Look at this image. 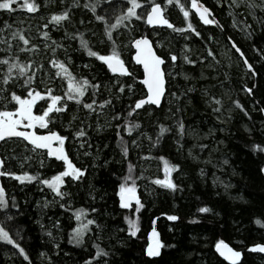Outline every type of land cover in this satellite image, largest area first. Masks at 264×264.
<instances>
[{"label":"snow or ice","instance_id":"1","mask_svg":"<svg viewBox=\"0 0 264 264\" xmlns=\"http://www.w3.org/2000/svg\"><path fill=\"white\" fill-rule=\"evenodd\" d=\"M221 2L222 0H216L217 4ZM225 2L233 17V27L239 28L247 39L251 40L256 31L253 23L249 22V17L260 29H264V0ZM47 3L48 0H0V13L23 12L28 17L27 26H24L23 19L14 23L4 20L0 26V146L19 144L24 152L20 155L14 149H6V153L0 154V177L14 180L18 185H31L34 182L41 191L51 193V200L45 198L42 202L37 201V204L42 209L58 206L66 211L69 216V244L82 247L90 242V251L81 264H120L116 259L119 250L115 245L103 244L101 241L105 240L106 233H111L116 244L123 247L140 238V214L146 205L138 192L141 188L138 181L144 182L148 191L153 186L173 193L183 190L176 179V176L183 173V165L173 162L166 155H153L151 150L144 151V140L149 142L150 148L159 151L165 135L173 134L175 129V144L178 151L182 152L184 137L197 136L196 130L186 125L179 115L185 111L180 106L181 96L187 97L195 88L189 86L179 93L169 90L172 68L179 60L177 54L173 51H169L166 56L158 54L157 43L161 47L165 45L147 35H129L127 43L123 42L121 36L123 33H134L133 21L147 24L157 32L158 37L159 30L166 27L185 40L193 33L196 37L201 36V32L191 22L192 16L198 17L203 25H216L222 30L224 25L220 24L213 15V10L203 0H121L119 4L117 0H55L54 7L46 15H39ZM171 9H178L182 14L183 27L171 21ZM77 13H80L78 18ZM33 15L39 16L35 25L31 23ZM53 31L61 33L58 39L53 37ZM226 44L233 55L237 56L238 67L242 71L239 90L254 99L257 83L250 86L243 81H254L264 74L260 70L264 64H255V58H250L243 45L231 35L226 37ZM124 48L133 50L131 61L142 67L141 75H137L123 58ZM188 49L189 45L185 43L181 54L189 65L206 63L209 68L215 69L220 64L212 47H208L206 55L199 56V60L191 59L185 51ZM251 50L259 61L264 62V45L252 43ZM77 60L80 63H76ZM94 68H99L108 75H100ZM183 75L186 80L189 79L187 73ZM200 75L204 77L203 71ZM224 76L225 79H230L228 72ZM220 86L223 87V84ZM201 91L206 97L204 103L211 108L217 121H230L232 107L251 120L249 110L240 99L229 97L231 103L226 109L223 96L211 93L207 87ZM165 98L175 104V111L168 109L172 126L154 121L152 134H149L138 117L151 116L154 111L161 109ZM259 103L254 100V104ZM73 105L75 112L65 121L64 117L72 110ZM257 111L264 113V106ZM93 117V122L86 123ZM78 119L79 124L74 126L73 121ZM93 123L94 131L99 133L110 128L118 141L116 147L121 157L122 173L119 181L113 184L112 210L108 209L105 193L98 191L93 183L88 184L87 197L90 202L87 206H76L75 194L71 190L73 187H81L89 172L87 165L78 166L74 162L71 157L72 146H76L78 155L81 149H86L83 155L91 157L93 164L100 158L101 146L95 145V152L92 151L93 144L88 132V129H93ZM58 127L68 131V134H62L57 130ZM244 128L250 137V154L258 158L256 173L264 177V121H261L259 129L250 128L247 124ZM215 131L216 129H211L206 135ZM220 131L224 129L220 128ZM256 132H259L260 139L255 138ZM67 141L72 143L66 146ZM103 147L107 148L109 145L104 144ZM137 149L139 151L134 162L132 152ZM199 149L206 151L207 145L201 143ZM188 156L199 159L191 148L188 149ZM153 159L158 162V172L162 175L146 176L140 169L146 161ZM13 161L19 164L20 170L8 167ZM205 163L211 164L212 159H206ZM33 164L37 166L36 169L29 170ZM222 164L228 165L229 160L224 159ZM108 165L109 160L105 159L100 167L106 168ZM49 168L58 170L47 175ZM41 169L45 172H41ZM111 175L115 176L116 173ZM200 175H205L204 169H200ZM213 184L223 186L225 192L232 187L231 181L225 182L219 177H214ZM232 198L244 199L239 195ZM98 202L104 203L100 207L94 206ZM13 209L16 211L13 212ZM133 209L132 212L127 211ZM21 210L16 197H9L6 186L0 183V250L7 249L5 255L12 264H15L14 258H18L20 264H34L30 251L22 244L20 233L23 229L16 221ZM201 214L219 215L214 213L212 207L202 204L189 218V222L198 224ZM160 215L170 222L181 220V216L176 213ZM117 216L121 219L113 230L108 221L115 222ZM157 219H152L153 225ZM49 220L51 229L46 228L39 220L37 223L51 239L52 248L58 256L61 251L58 237L63 238L61 232L64 225L59 218L50 217ZM72 221H75L74 226ZM252 223L264 230V210L252 217ZM117 233L124 235L118 236ZM212 248L215 254L223 258L221 264L224 261L227 264H245L249 254L254 253L264 258V235L256 237L252 242L241 241L235 247L224 238H217ZM165 250H169V254L179 251L177 244L166 243L153 226L147 232L141 253L150 264H161ZM193 254L183 253L186 256ZM39 257L44 264H55L51 250L40 251Z\"/></svg>","mask_w":264,"mask_h":264},{"label":"trees","instance_id":"2","mask_svg":"<svg viewBox=\"0 0 264 264\" xmlns=\"http://www.w3.org/2000/svg\"><path fill=\"white\" fill-rule=\"evenodd\" d=\"M203 2L213 10V15L224 25V29L218 28L216 25H203L196 17H191L193 26L201 32L200 37L195 34H190L185 40L181 35L172 33L166 27L159 30V37L151 35L152 28L148 27L143 22L133 21L134 33H123L121 39L127 43L129 35H148L154 41H162L165 46H156L158 53L166 56L169 51H173L179 57L178 63L172 68V78L169 83V90L172 92H181L186 90L189 86L195 88L194 92L188 93L187 97L181 96V107L185 109L179 115L182 116L186 125L195 129L197 136L188 135L184 137V149L178 151L175 144V129L173 134H166L161 141L162 147L157 151L150 148L149 142L145 139L143 142V150H151L153 155H166L173 162H179L183 165V173L176 176L177 182L182 185V191L168 192L159 187L153 186L151 191H148L144 182L141 183V188L138 189L142 201L146 207L141 209V231L138 233L139 239H134L129 242L127 246L116 244V239L111 233H106L105 240L101 241L103 244L115 245L119 250L116 259L120 264H150V262L142 255L141 249L146 242L147 232L153 226L161 233L162 239L166 243L177 244L179 251L171 252L165 250L164 260L161 264H221L223 261L217 254H215L212 244L215 239L224 238L232 246H237L241 241L252 242L256 237L264 235V230L259 229V226L252 223V217L258 215L261 210H264V177L256 173L258 158L251 155L248 144L250 137L244 128L247 124L250 128L259 129L261 121H264V113L257 111L259 107L264 106V74L256 80L245 79L243 82L257 83L256 95L253 98L248 97L239 89L241 87L242 71L238 67V59L233 55L232 51L227 48L226 37L231 35L236 41L243 45L247 55L253 59L257 65L264 64L259 61L256 54L251 50V44L255 43L257 46L264 45V29H260L259 25L255 24L251 17L249 22L253 23L256 31L251 40L247 39L239 28L233 27V17L229 14L230 10L227 7L225 0L221 4H217L216 0H203ZM55 0H48L45 7L39 15H46L54 7ZM121 3V0H117ZM239 11V10H237ZM80 13H77V18ZM171 21L183 27L182 14L178 9H171L169 12ZM24 20V26H27L28 17L23 12L10 14L7 12L0 13V26L4 20L9 23ZM39 20V16L33 15L31 23L35 25ZM34 35V32H33ZM54 38H59L61 33L53 31ZM214 37V39L210 38ZM119 42V41H118ZM189 45V49L185 50L191 59L199 60V56L206 55V49L212 47L216 53L220 64L215 68H209L206 63L198 65H189L182 59L181 49L184 44ZM159 44V43H158ZM131 49L124 48L122 55L126 62H128L137 75H141L139 66L131 62ZM23 58V57H22ZM211 61L209 60V63ZM76 63H80L79 60ZM231 65V67H229ZM171 67V66H170ZM261 72L264 73V67ZM94 71L99 72L100 75H108L99 68H94ZM201 71L204 77H201ZM228 72L230 79H225L224 73ZM184 73H187L189 79L184 78ZM195 77V79H193ZM219 81L220 83H217ZM139 85V81L137 82ZM223 84V87L220 85ZM207 87L209 91L217 96H223L225 108H229L231 99H240L241 103L249 110L251 120L244 116L238 109L232 107V118L226 123L217 121L215 115L212 113L205 103L206 97L203 96L201 89ZM259 101V104H254ZM172 108L175 111V104L170 103L168 98L162 102V108L154 111L151 116L142 115L138 117L145 125L146 131L152 134L154 127L153 122L159 121L172 126V118L168 114V109ZM75 112L73 105L64 120L67 121ZM82 118V117H81ZM92 120L86 123L93 122ZM103 122V118H101ZM59 124V121H57ZM74 126L79 124V119L73 121ZM223 128L224 131H220ZM211 129H216L215 132L209 133ZM62 134L67 135L68 131L57 128ZM89 136L93 144L92 151L95 152V145L101 146V154L99 160L93 164L91 157H85L83 152L86 149H81L80 154H77L75 145L71 149V157L77 165H87L89 172L87 178L82 182L81 187H73L71 190L75 194V204L80 206L83 204L87 206L90 202L87 197L88 184L96 185L98 191H103L107 197L106 203L109 210H112L113 205V184L118 182L122 173V165L120 163L121 157L119 149L116 147L118 141L115 139V134L110 128H106L103 132L97 133L93 129H88ZM126 135V134H125ZM256 139H260L259 132H256ZM71 141L66 142V146L71 144ZM207 145L206 151H200L199 144ZM108 144L109 147L104 148L103 145ZM191 148L194 155L199 156L198 160L192 159L188 156V149ZM6 149H14L17 154L23 155V148L19 144L0 146V154L6 153ZM139 149L132 152V159L135 162L136 153ZM211 158L212 163H205L206 159ZM105 159L109 160V165L106 168H101ZM224 159L229 160L228 165H223ZM220 165V166H216ZM9 168L20 170L19 164L15 161L8 164ZM36 165H32L29 170H35ZM200 169H204L205 175H200ZM235 169V174H233ZM57 168L47 169L46 174L51 175L57 171ZM140 170L145 172V175H162L158 172V162L153 159L150 162L146 161L144 167ZM45 172L44 169L40 170ZM116 175L112 176L111 173ZM176 175V174H174ZM214 177L225 182L231 181L232 187L225 192L223 186L213 184ZM0 183L4 184L7 189L9 197L15 196L17 202L21 205L20 215L16 217L17 223L23 229L20 233L22 237V244L30 251L34 264H44V261L39 257L40 251L51 250V255L55 264H81L83 259L87 258L90 251V242L82 247H77L68 243L67 231L69 225V216L65 210L59 209L58 206H49L42 209L38 206L37 201H43L47 198L52 199V195L47 190L41 191L40 188L33 182L31 185H18L14 180L0 177ZM219 193V195H217ZM243 196L244 199H233L232 197ZM104 202L95 203L94 206L100 207ZM202 204H207L212 207L213 214H201V220L198 224L189 222V218L195 214V210ZM16 210L13 209V212ZM129 212L133 210H127ZM62 213H65L62 215ZM161 213H176L181 216V220L177 222H170ZM59 218L64 225L61 232L62 239L58 237L61 251L57 256L56 250L52 248L51 239L41 230L40 224L43 223L46 228L51 229L49 218ZM157 217L155 225L152 224V219ZM121 219L116 217V221H108L110 228L113 230L116 224ZM75 221H72L74 226ZM123 227L122 224L119 225ZM55 234V232H54ZM118 236H123V233H117ZM6 248L0 250V264H12L8 256L5 255ZM185 252L194 253L192 256L183 255ZM67 254V255H65ZM263 255V254H262ZM15 259V264H20L18 258ZM223 264H227L226 261ZM245 264H264V258L256 254H249Z\"/></svg>","mask_w":264,"mask_h":264},{"label":"rangeland","instance_id":"3","mask_svg":"<svg viewBox=\"0 0 264 264\" xmlns=\"http://www.w3.org/2000/svg\"><path fill=\"white\" fill-rule=\"evenodd\" d=\"M198 18V17H197ZM199 19V18H198ZM151 35L153 36V37H156L157 36V32L156 31H153V30H151ZM157 41V40H156ZM156 46H160V44H158L157 43V45Z\"/></svg>","mask_w":264,"mask_h":264},{"label":"water","instance_id":"4","mask_svg":"<svg viewBox=\"0 0 264 264\" xmlns=\"http://www.w3.org/2000/svg\"><path fill=\"white\" fill-rule=\"evenodd\" d=\"M147 25V24H146ZM148 26V25H147ZM148 27H150V26H148ZM151 28V27H150ZM148 36V35H147ZM150 37V36H149ZM151 38V37H150ZM133 51V50H132ZM159 54V53H158ZM132 62V61H131ZM132 64H134V63H132ZM134 65H136V64H134ZM136 66H139V65H136ZM140 67V66H139ZM140 69H141V73H142V67H140ZM218 255V254H217ZM264 255V254H263ZM223 259V258H222Z\"/></svg>","mask_w":264,"mask_h":264}]
</instances>
